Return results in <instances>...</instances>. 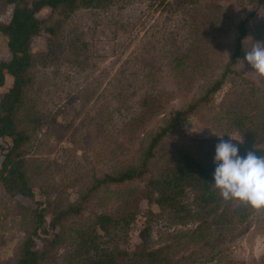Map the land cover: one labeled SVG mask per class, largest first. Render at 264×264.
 I'll list each match as a JSON object with an SVG mask.
<instances>
[{
  "label": "rangeland",
  "instance_id": "rangeland-1",
  "mask_svg": "<svg viewBox=\"0 0 264 264\" xmlns=\"http://www.w3.org/2000/svg\"><path fill=\"white\" fill-rule=\"evenodd\" d=\"M258 2L199 0L197 6L183 11L174 0L163 4L115 0L104 10L54 14L51 21L59 26L56 39L64 46L58 58L35 66L34 82L19 119L25 125L35 116L41 121L35 124L25 151L37 199L59 197L65 204L79 203L95 178L137 163L146 135L190 103L201 85L220 74L221 65L233 51L235 25L248 19L246 50L253 42L264 41V3L258 7ZM9 14L6 0H0V21H7ZM47 14L44 10L41 16ZM198 35L208 42L203 52L207 49L210 61L191 86H184L178 83L171 61ZM47 37L34 39V53L46 51ZM76 39L86 45L78 57L68 51ZM8 56L7 38L0 33V58ZM242 61L236 67L240 76H229L211 104L176 124L151 165L153 173L161 170L168 153L177 152L182 145L196 147L217 136L244 140L231 127L234 120L258 125L264 119V78ZM11 83L12 78L7 77L0 95ZM145 97H149L148 105L158 103V111L152 105L144 106ZM147 178L92 192L81 213L63 222V240L42 264H87L76 255L78 231H85L101 214L116 219L110 235L99 231L100 245L106 248L134 251L141 232L148 228L154 248L170 247L173 264H217L226 258L235 264H262L264 208L251 216L244 235H220L200 251L188 236L198 224L191 219L177 223L167 211L149 204L144 195ZM17 201L25 203L12 198L0 183V264H13L25 237ZM187 203L193 207L190 194ZM212 257L215 260L208 262Z\"/></svg>",
  "mask_w": 264,
  "mask_h": 264
},
{
  "label": "trees",
  "instance_id": "trees-1",
  "mask_svg": "<svg viewBox=\"0 0 264 264\" xmlns=\"http://www.w3.org/2000/svg\"><path fill=\"white\" fill-rule=\"evenodd\" d=\"M114 1L6 0L10 14L7 21H0V33L7 38L9 56L7 59L0 58V89L5 86L7 77L12 78V83L9 89L0 95V183L12 198L25 200V203L17 201L25 237L13 258V264H42L48 252L62 242L63 222L72 215L81 213L83 204L92 192L112 185L141 181L146 177L147 191L144 195L149 204L167 211L177 223H185L191 219L198 224L195 231L188 236L200 251L206 250L220 235L233 238L244 235L249 230L248 222L251 216L256 213L257 209L247 204L236 200H223L217 190L210 186L214 167L212 163L214 147L219 139L228 140V137L210 142L205 140L196 147L182 145L177 152L168 153L158 173H153L151 168L152 163L159 157L158 151L174 132L176 124L211 104L229 76H240L236 67L243 60L246 51L249 37L248 19L235 25L233 51L221 65L220 74L201 85L190 103L173 111L162 126L146 135L144 149L137 163L95 178L94 184L79 203L65 204L59 197L55 199L45 197L44 201L37 199L25 151L32 141L37 126L35 124H40L41 121L35 116L34 120L25 125L24 121L19 119L26 105L28 90L34 82L35 66L39 63H50L58 58V52H62L64 46L56 39L59 26L54 25L51 18L57 13L68 14L81 9L104 10ZM149 1L160 4L167 2ZM174 1L178 9L183 11H189L199 2V0ZM263 3L264 0H259L258 7ZM44 10L48 13L46 17L41 16ZM194 20L198 26L199 18ZM44 35L48 36L45 38L46 51L42 54L34 53V39ZM204 38L201 35L194 37L172 58L171 62L177 71L179 84L191 86V82L207 69L210 55L207 49L203 52L204 47L208 45ZM76 40L74 43L70 42L68 51L78 57L86 45L81 39ZM213 50L210 53L212 56L216 49L213 47ZM245 81L253 83L246 79ZM148 100L149 97L144 98V106L148 105ZM151 105L156 111L160 108L157 102L148 106ZM253 125L252 122L241 118L234 120L231 125L244 136V140L237 145L241 156L251 150L257 155L264 156V119L258 122V125H254L255 127ZM188 194L192 196V208L187 203ZM114 225L116 219L101 214L94 217L92 225L85 231H78L76 255L79 259L83 257L87 264H173L169 256L170 247L154 248L148 228L141 232V242L134 251L101 246L102 235L99 231L103 235H110ZM215 258H210L208 262L214 261ZM219 262L218 260L217 264ZM220 264L235 263L226 258Z\"/></svg>",
  "mask_w": 264,
  "mask_h": 264
},
{
  "label": "clouds",
  "instance_id": "clouds-1",
  "mask_svg": "<svg viewBox=\"0 0 264 264\" xmlns=\"http://www.w3.org/2000/svg\"><path fill=\"white\" fill-rule=\"evenodd\" d=\"M242 63H247L251 71L264 78V42H253L244 51ZM220 137L223 136H217ZM227 137L228 140L219 139L214 147L210 186L223 200H236L253 209L264 208V156L253 150L241 156L237 147L241 140Z\"/></svg>",
  "mask_w": 264,
  "mask_h": 264
}]
</instances>
